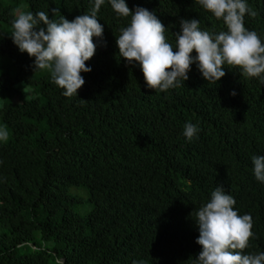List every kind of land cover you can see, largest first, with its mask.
I'll list each match as a JSON object with an SVG mask.
<instances>
[{"label":"trees","instance_id":"trees-1","mask_svg":"<svg viewBox=\"0 0 264 264\" xmlns=\"http://www.w3.org/2000/svg\"><path fill=\"white\" fill-rule=\"evenodd\" d=\"M125 2L133 12H153L173 47L181 19L216 34L227 30L195 0ZM246 3L257 15L245 14L244 25L264 42V0ZM94 6L0 0V125L9 133L0 141V264H54L57 257L64 264H197L195 212L217 186L235 199L238 214L252 217L243 254L264 252V182L252 163L264 156V74L246 78L225 65L226 75L212 83L193 63L181 86L148 89L140 66L118 54L116 38L131 17L104 0L96 17L102 38L93 37L86 62L91 71L81 73L77 95L66 97L13 43V12L44 11L59 22L90 15ZM25 87L34 99L25 98ZM189 122L198 128L191 141L183 135ZM72 188L89 195L84 216L73 212ZM36 235L53 247L43 248Z\"/></svg>","mask_w":264,"mask_h":264},{"label":"clouds","instance_id":"clouds-1","mask_svg":"<svg viewBox=\"0 0 264 264\" xmlns=\"http://www.w3.org/2000/svg\"><path fill=\"white\" fill-rule=\"evenodd\" d=\"M195 2L217 20H222L227 30L216 34L201 30L197 19H181L173 47L164 35L165 26L153 12L142 7L133 12L125 0H109L119 16L131 17L130 24L121 28L116 38L119 56L130 65L138 64L148 89L161 92L181 86L180 80L187 81L193 63L207 82L220 81L226 75L225 65L240 69L246 78L262 77L264 42L244 25L245 14L257 15L246 0ZM103 3L104 0H95L90 15H78L72 21L63 16L59 22L50 20L44 11L33 14L17 8L13 12V43L22 53L35 58V72H50L53 82L65 90L66 97L77 95L85 83L81 73L91 71L86 62L96 50L93 37L102 38L104 28L96 17ZM51 11L55 15L58 10L52 8ZM193 51L195 58L191 55ZM197 132L198 128L192 123L184 125L183 135L189 141ZM8 136L6 126L0 127V141H6ZM252 163L255 178L264 182V156H253ZM235 204V199L217 186L210 201L195 212L199 228L196 243L202 247L197 264H264V252L243 254L253 236V221L249 214H238ZM24 246L32 248L30 242ZM54 264L64 262L57 257Z\"/></svg>","mask_w":264,"mask_h":264},{"label":"rangeland","instance_id":"rangeland-1","mask_svg":"<svg viewBox=\"0 0 264 264\" xmlns=\"http://www.w3.org/2000/svg\"><path fill=\"white\" fill-rule=\"evenodd\" d=\"M22 90L24 92V96L26 99H34L35 98L34 94L32 93V91L29 87H25ZM0 105H1V102H0ZM0 127H2V126L0 125ZM70 194L73 195L74 197L77 196V199H78V201H76L72 206L73 212L80 215V216L86 215L91 210V207H92L90 202H89L88 193L82 188H72L70 190ZM36 242H38L39 244H42L43 248L53 247V243L41 242L39 235H36ZM19 252L21 254H25L27 252V249L22 248Z\"/></svg>","mask_w":264,"mask_h":264}]
</instances>
